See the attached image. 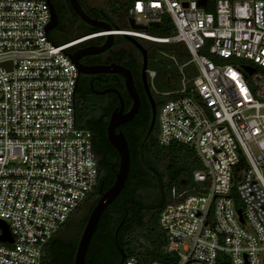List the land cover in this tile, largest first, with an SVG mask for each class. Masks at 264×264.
<instances>
[{
  "label": "built area",
  "instance_id": "built-area-1",
  "mask_svg": "<svg viewBox=\"0 0 264 264\" xmlns=\"http://www.w3.org/2000/svg\"><path fill=\"white\" fill-rule=\"evenodd\" d=\"M102 1L128 4L137 24L167 17L169 36L111 32L183 44L196 72L181 66L180 86L157 92L169 96L156 112L159 143L187 145L200 162L158 215L172 259L160 264H264V0ZM49 20L46 0H0V219L12 238L0 241V264H43L99 175L92 134L75 124L79 72L66 53L109 31L56 44Z\"/></svg>",
  "mask_w": 264,
  "mask_h": 264
},
{
  "label": "trees",
  "instance_id": "trees-1",
  "mask_svg": "<svg viewBox=\"0 0 264 264\" xmlns=\"http://www.w3.org/2000/svg\"><path fill=\"white\" fill-rule=\"evenodd\" d=\"M93 1L96 3L91 4L89 0H78L81 6L95 5L101 8L107 17L117 21L116 29H127V27L118 25V17L126 22L123 3ZM50 2L56 6L55 9L59 16L60 14L64 17L68 15L74 22L79 21L67 0H50ZM99 2H103L104 5H98ZM147 29L145 32L157 37L169 36L173 33V26L167 17H164L156 27ZM49 33H47L48 38L56 44H63L67 39L60 32H57L60 34L59 40L51 38ZM114 36L117 42L125 41L121 34ZM135 39L147 52V69L155 71L153 83H156L158 77L163 76L168 84L166 91L173 90L172 83L178 81L180 72L168 63L159 67L153 62L162 54L172 61L179 62L183 70L189 60L185 46L180 43L153 42L139 37ZM117 57L119 62L128 58L127 67L141 97V104L137 114L116 129L121 130L127 140L130 154L128 176L123 189L102 212L89 242L84 264H123L124 259L129 255L137 256V264L168 263L172 259L162 251L165 235L159 227L158 215L169 200L173 186L182 189L193 185L192 172L200 168V162L193 149L187 145L177 142H170L166 145L159 143L156 116L149 130L152 111L141 82L142 61L138 50L129 45L120 50ZM150 61L151 67L149 66ZM113 81L116 80L109 79L108 82ZM120 84L119 91H122L125 106H128L130 99L122 82ZM78 86L77 93H75L74 120L76 126L86 128L91 132L92 150L96 155L99 170L92 192L100 186L102 190H105L112 183L119 162L118 154L108 142L105 132L113 104L111 99L91 93L85 75H81ZM150 92L152 97L158 100L155 104L157 112L159 104L169 96L157 97L151 87ZM99 193L96 192L95 199ZM83 203L77 207L70 219L79 213ZM68 220L62 227L66 226ZM60 229L44 246L43 264H73L77 241L66 240L62 235L63 229ZM123 252L125 255L122 259Z\"/></svg>",
  "mask_w": 264,
  "mask_h": 264
},
{
  "label": "water",
  "instance_id": "water-1",
  "mask_svg": "<svg viewBox=\"0 0 264 264\" xmlns=\"http://www.w3.org/2000/svg\"><path fill=\"white\" fill-rule=\"evenodd\" d=\"M67 1L72 11L85 23L91 26L99 27L102 30L109 31V33L105 35V40L103 44H101L100 46H95L93 48H88L86 51L83 52V54H95L107 49L111 45L113 36L115 35L113 32H111L113 28H111L107 24L102 23L97 19L91 18L82 8L78 0H67ZM46 2L50 10V20L46 26V32H48L56 25L57 15L50 0H46ZM127 22L130 28L137 30H145L147 29L148 26L156 27L158 25L157 22H149L148 24H137L134 22V19L130 17L127 18ZM121 35L125 39L133 42L141 53L142 63H141L140 77L146 95L150 102L151 111H152L151 122L149 126V130H150L155 121L156 107L152 99V96L150 94V86L147 81V52L142 47V45L135 39V37L129 36L127 34H121ZM66 54L75 63L77 70L80 73L91 74V73L106 72V73L120 74L124 79V86L126 92L128 93V96L131 99L130 107L126 111H124L122 98L120 97V94L116 91L119 95L120 104L118 107L114 108L111 111L108 122L105 127L106 138L108 142L112 145V147L116 150L119 157V162L112 183L99 195L96 202L92 206L91 210L89 211L86 217L84 226L81 230L79 239L77 241L74 257H73V264H84L85 254L89 242L91 240V237L97 228L99 218L102 212L105 210V208L116 198L119 192L123 189L128 176L130 154L127 145V140L124 134L121 132V130H116V128L122 123L131 120L135 116V114L138 112L140 108L141 101L130 70L124 67L122 64L118 62H113L107 65L85 66L78 62L77 60L78 57L76 56L75 53L67 52ZM246 70L250 73L252 71V68L248 67L246 68ZM0 241L12 242V238L10 236L8 226L1 219H0ZM156 264H160V263H156Z\"/></svg>",
  "mask_w": 264,
  "mask_h": 264
},
{
  "label": "flooded vegetation",
  "instance_id": "flooded-vegetation-1",
  "mask_svg": "<svg viewBox=\"0 0 264 264\" xmlns=\"http://www.w3.org/2000/svg\"><path fill=\"white\" fill-rule=\"evenodd\" d=\"M52 5H53L54 10L56 12V9H55L56 6H54L53 3H52ZM82 8L85 10V12L91 18L97 19V20L101 21L102 23L107 24L108 26H110L113 29L117 25V21L115 19L107 17L103 13L101 8L96 7L95 5H93V6L85 5V6H82ZM56 15H57V23L52 28V31L60 32L63 37L67 38L63 43L73 42V41H76L79 38L87 36L91 33H95L97 31H102V29L99 27L91 26V25L85 23L78 16L77 17L79 18V21L74 22L73 20L70 19V16H68V15L64 17L63 14H60V16H59V14L57 12H56ZM88 27H90V28L92 27L93 29L91 30ZM50 30L48 32H50ZM104 40H105V35L84 38V39L78 40L75 43H73L68 48L67 52L75 53L76 56L78 57L77 58L78 62L82 65H85V66L107 65V64H110L113 62H118V63L122 64L124 67L128 68L127 67V65L129 64L128 58H126L125 61L123 59V61H120V62L117 60V58H118L117 54L119 53V51L128 47L129 45L135 47L138 50V48L134 45V43L127 40V39H125V41H123V42H117V41H115V36H113V40L111 42V45L107 49L103 50L102 52L95 53V54H83V52L86 51L88 48H93L95 46H100L101 44H103ZM138 52L140 53L139 50H138ZM141 61H142V57H141ZM81 75L86 76V79L88 80L89 88H90L92 94L100 95L102 97L105 96L106 99H111V102L113 104V108L111 109V111L114 108L118 107L120 104L118 93L120 94V97L122 98L124 111H126L130 107V105H131L130 97L128 96V98L130 99V104L128 106H125L123 96H122V91H119V88L121 86L120 82H122V84L124 86V79L120 74H118V73H106V72L105 73L85 74V73L79 72V76H78L77 83H76V89H75L76 92L75 93H77V90L79 87L78 83H79V79H80ZM109 79L110 80L114 79L116 81L108 82ZM147 81H148V78H147ZM141 82H142V80H141ZM95 85H96V87H94ZM142 85H143V83H142ZM124 89H125V86H124ZM125 92H126V89H125ZM144 92H145V89H144ZM145 94H146V92H145ZM150 94H151V92H150ZM127 95H128V93H127ZM152 99L154 101V104H156V102L158 100L156 98H153V97H152ZM140 101H141V97H140ZM127 122H124L122 124H125ZM101 187L102 186L98 187L97 190L95 189L93 192L90 193V195L86 198L85 202L83 203V206L81 207V210L79 211V213H83L84 211L89 212L91 210L92 206L94 205V203L97 200V199H95L96 192L97 191L100 192L99 193V195H100L104 191V190H102ZM99 195H98V197H99ZM93 201H94V203H93ZM87 215H88V213H87ZM118 235H119V232H118ZM124 255H125V252L122 253V258L124 257Z\"/></svg>",
  "mask_w": 264,
  "mask_h": 264
},
{
  "label": "rangeland",
  "instance_id": "rangeland-1",
  "mask_svg": "<svg viewBox=\"0 0 264 264\" xmlns=\"http://www.w3.org/2000/svg\"><path fill=\"white\" fill-rule=\"evenodd\" d=\"M89 1H90L91 4H95L96 3L93 0H89ZM123 4L125 6L124 11H125L126 16H124V18H125L126 22L123 20V18L119 19V17H118V20H119L118 25L129 28V24L127 22L128 16H127V11H126L127 7H128V4H126V3H123ZM98 5H104V3L103 2H99ZM145 30H148V29H145ZM49 35L53 39L59 40L58 38H60V34L57 33V31H52V29L50 30ZM216 60L219 63H229V62H231V61H222V60H219V59H216ZM234 62H236V61L234 60ZM153 63L155 65L159 66V67H162L163 64L168 63V64H170L172 66L173 69L176 68L180 72V64H179V62L172 61L171 59L165 57L162 54H160L155 59V61ZM149 66L151 67V61L149 62ZM182 71L187 77L193 76L196 73L195 72V68H194V66L192 64H188L185 68H183ZM149 83H150L151 89H153V91L155 92L154 94L157 97L163 98V95L157 94V91L158 92H169L170 91V90L166 91L167 88H168V84H167V81L163 78V76L158 77L157 80H156V83H153V79L149 80ZM172 85L174 87L173 89L178 88L180 86V73L178 75V81L177 82H173ZM156 122H157V120H156ZM86 213H87V211H84L83 213H77L72 219L69 218V220H68V222H67L65 227L61 228V229H63L62 235L65 237L66 240L68 239V240H72V241H78L80 233H81V230H82V228L84 226V223H85V220H86L85 219Z\"/></svg>",
  "mask_w": 264,
  "mask_h": 264
},
{
  "label": "clouds",
  "instance_id": "clouds-1",
  "mask_svg": "<svg viewBox=\"0 0 264 264\" xmlns=\"http://www.w3.org/2000/svg\"><path fill=\"white\" fill-rule=\"evenodd\" d=\"M150 86V85H149Z\"/></svg>",
  "mask_w": 264,
  "mask_h": 264
}]
</instances>
